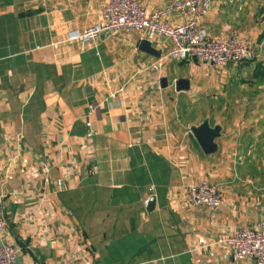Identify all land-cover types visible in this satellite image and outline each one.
<instances>
[{
	"label": "crops",
	"instance_id": "crops-1",
	"mask_svg": "<svg viewBox=\"0 0 264 264\" xmlns=\"http://www.w3.org/2000/svg\"><path fill=\"white\" fill-rule=\"evenodd\" d=\"M107 3L0 0V240L19 264H255L224 240L264 230V0H217L203 20L255 47L256 61L225 68L168 59L170 40L139 32L65 42ZM204 123L221 128L212 154L193 132ZM204 180L218 209L190 205Z\"/></svg>",
	"mask_w": 264,
	"mask_h": 264
},
{
	"label": "built area",
	"instance_id": "built-area-1",
	"mask_svg": "<svg viewBox=\"0 0 264 264\" xmlns=\"http://www.w3.org/2000/svg\"><path fill=\"white\" fill-rule=\"evenodd\" d=\"M217 0H173L168 5L150 10L143 0H108L101 12L102 21L84 31L70 30L65 42L89 43L102 34L143 33L153 41L165 38L171 41L166 58L172 60H190L209 64L215 68H225L233 64L253 62L257 59L255 47L243 41L237 32L226 38L212 37L203 27V20L211 13ZM172 15L181 21L170 23ZM40 49V47H38ZM117 93L110 95V101ZM98 105H91L93 113ZM86 138L94 136L93 124L86 123ZM191 131V128L189 129ZM59 186L63 180L58 181ZM189 201L193 207L218 209L224 204L219 187L207 180L189 186ZM148 204V201H145ZM6 197L0 193V237L8 230L5 215ZM235 259L252 260L255 264H264V230L251 226H242L224 240ZM19 249L0 240V264H19ZM36 264H40L37 262Z\"/></svg>",
	"mask_w": 264,
	"mask_h": 264
},
{
	"label": "water",
	"instance_id": "water-1",
	"mask_svg": "<svg viewBox=\"0 0 264 264\" xmlns=\"http://www.w3.org/2000/svg\"><path fill=\"white\" fill-rule=\"evenodd\" d=\"M142 47L148 53L157 55V52L152 48L151 42L144 40L142 42ZM220 131H221L220 127L211 129L208 123H204L201 127L195 128L193 130L197 140L199 141L202 148L204 149V152L207 154H212L216 151L217 145L215 143V139L220 136ZM153 205H154V199H151L149 206L153 207Z\"/></svg>",
	"mask_w": 264,
	"mask_h": 264
},
{
	"label": "trees",
	"instance_id": "trees-1",
	"mask_svg": "<svg viewBox=\"0 0 264 264\" xmlns=\"http://www.w3.org/2000/svg\"><path fill=\"white\" fill-rule=\"evenodd\" d=\"M254 62V61H253ZM245 63H248V62H245Z\"/></svg>",
	"mask_w": 264,
	"mask_h": 264
}]
</instances>
